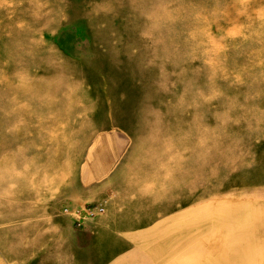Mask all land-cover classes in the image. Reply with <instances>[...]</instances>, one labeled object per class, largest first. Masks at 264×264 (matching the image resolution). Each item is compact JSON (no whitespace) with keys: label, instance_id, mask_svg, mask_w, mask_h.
I'll return each mask as SVG.
<instances>
[{"label":"rangeland","instance_id":"374dc122","mask_svg":"<svg viewBox=\"0 0 264 264\" xmlns=\"http://www.w3.org/2000/svg\"><path fill=\"white\" fill-rule=\"evenodd\" d=\"M104 188L264 243V0H0V264Z\"/></svg>","mask_w":264,"mask_h":264},{"label":"crops","instance_id":"0c3cea01","mask_svg":"<svg viewBox=\"0 0 264 264\" xmlns=\"http://www.w3.org/2000/svg\"><path fill=\"white\" fill-rule=\"evenodd\" d=\"M89 195L66 190L51 203L59 252L45 264H264V243L229 236V226L214 225L210 210L195 206L168 214L160 200L150 212L149 200H130L121 192L109 196L104 188ZM103 197L105 214L84 217L79 227L60 209L94 205Z\"/></svg>","mask_w":264,"mask_h":264},{"label":"built area","instance_id":"2783aa9c","mask_svg":"<svg viewBox=\"0 0 264 264\" xmlns=\"http://www.w3.org/2000/svg\"><path fill=\"white\" fill-rule=\"evenodd\" d=\"M109 208V204L104 202L102 204H95V205H91V206H83L82 209L77 210L74 214L71 215L70 218L73 219L74 225L76 227L80 226V222L84 217L87 218H95L98 217L100 215H102L103 213H105V211ZM63 213L65 215H68L70 212H68L67 210L64 209Z\"/></svg>","mask_w":264,"mask_h":264},{"label":"bare ground","instance_id":"6f19581e","mask_svg":"<svg viewBox=\"0 0 264 264\" xmlns=\"http://www.w3.org/2000/svg\"><path fill=\"white\" fill-rule=\"evenodd\" d=\"M65 210H67L68 212H73V211H74V210H70V211H69L68 209H65ZM63 211H64V209H63ZM23 242H24V241H23Z\"/></svg>","mask_w":264,"mask_h":264}]
</instances>
